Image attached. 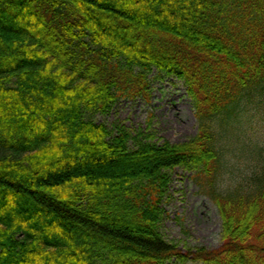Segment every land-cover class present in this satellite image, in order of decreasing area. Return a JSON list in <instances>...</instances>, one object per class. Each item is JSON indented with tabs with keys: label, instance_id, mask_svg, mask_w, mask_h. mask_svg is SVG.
<instances>
[{
	"label": "trees",
	"instance_id": "16d2710c",
	"mask_svg": "<svg viewBox=\"0 0 264 264\" xmlns=\"http://www.w3.org/2000/svg\"><path fill=\"white\" fill-rule=\"evenodd\" d=\"M182 81L197 135L95 120ZM264 95V0H0V264H264V147L224 187L220 133ZM229 130V131H228ZM215 204L222 245L183 251L161 225L171 172Z\"/></svg>",
	"mask_w": 264,
	"mask_h": 264
},
{
	"label": "rangeland",
	"instance_id": "374dc122",
	"mask_svg": "<svg viewBox=\"0 0 264 264\" xmlns=\"http://www.w3.org/2000/svg\"><path fill=\"white\" fill-rule=\"evenodd\" d=\"M149 97L122 99L113 110L95 121L110 130L124 125L130 130H147L152 115L153 133L177 145L188 142L198 132L194 110L182 81L159 77L155 70L149 77ZM228 135L220 133L224 155V187L246 180L256 166L254 154L264 147V95L252 93L235 110ZM229 131V130H228ZM161 232L166 241L178 244L184 252L222 245V222L215 204L201 192L192 173L182 168L171 172V185L164 203ZM187 264H201L189 262Z\"/></svg>",
	"mask_w": 264,
	"mask_h": 264
}]
</instances>
